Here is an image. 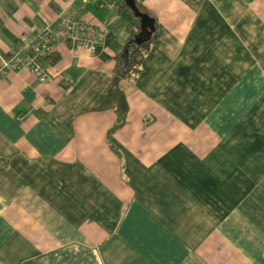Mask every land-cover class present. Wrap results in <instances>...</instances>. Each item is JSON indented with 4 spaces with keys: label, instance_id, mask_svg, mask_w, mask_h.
<instances>
[{
    "label": "crops",
    "instance_id": "1",
    "mask_svg": "<svg viewBox=\"0 0 264 264\" xmlns=\"http://www.w3.org/2000/svg\"><path fill=\"white\" fill-rule=\"evenodd\" d=\"M0 0L9 58L59 16L51 79L0 73V264H264V0ZM125 123L100 108L116 56Z\"/></svg>",
    "mask_w": 264,
    "mask_h": 264
},
{
    "label": "built area",
    "instance_id": "2",
    "mask_svg": "<svg viewBox=\"0 0 264 264\" xmlns=\"http://www.w3.org/2000/svg\"><path fill=\"white\" fill-rule=\"evenodd\" d=\"M104 30L89 20H73L59 16L39 29L32 40L9 58L0 55V73L9 69H26L41 82L51 79L47 67L39 61V56L55 48L57 42L70 40L74 50H87L96 54L103 43Z\"/></svg>",
    "mask_w": 264,
    "mask_h": 264
},
{
    "label": "trees",
    "instance_id": "3",
    "mask_svg": "<svg viewBox=\"0 0 264 264\" xmlns=\"http://www.w3.org/2000/svg\"><path fill=\"white\" fill-rule=\"evenodd\" d=\"M142 46L144 45H136L132 48H127L125 45V48L116 56L117 65L115 67L109 88L100 106L102 109L111 108L117 112V121L109 132V140L112 132L125 123L129 110L126 95L121 90L119 82L122 79L136 81L138 78L140 72ZM38 59L44 66L48 64L54 65L60 59V55L55 51V49H53L40 55Z\"/></svg>",
    "mask_w": 264,
    "mask_h": 264
},
{
    "label": "water",
    "instance_id": "4",
    "mask_svg": "<svg viewBox=\"0 0 264 264\" xmlns=\"http://www.w3.org/2000/svg\"><path fill=\"white\" fill-rule=\"evenodd\" d=\"M125 1L127 5L135 11V14L141 18L142 29L144 31H149L148 33L151 34L152 33L151 30H153L155 27L154 19L148 13L141 11L138 5L136 4L135 0H125Z\"/></svg>",
    "mask_w": 264,
    "mask_h": 264
}]
</instances>
